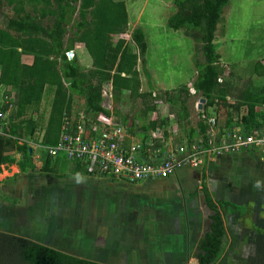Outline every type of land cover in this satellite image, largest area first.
Listing matches in <instances>:
<instances>
[{
	"label": "trees",
	"instance_id": "obj_1",
	"mask_svg": "<svg viewBox=\"0 0 264 264\" xmlns=\"http://www.w3.org/2000/svg\"><path fill=\"white\" fill-rule=\"evenodd\" d=\"M229 2L173 0L176 11L168 18V26L182 29L195 42L196 55L202 60L196 57L197 75L192 87L206 99L205 113L215 119L214 128L221 132L224 128L243 125L242 130L250 133L264 126V111L256 109L264 104V86L253 87L248 80L238 87L232 81L233 77H226L221 55L214 43L217 26L222 22ZM4 7L10 12H3ZM0 13V86L6 85L14 90L10 101L14 108L8 116L10 136L0 135V173L3 164L12 162L6 155L12 151L22 154V161L18 163L21 172L35 169L31 167L33 153L25 138L34 134L37 121L27 118L26 114L42 101L46 87H54V94L43 145L51 146L58 142L66 118L74 128L79 124L80 115L73 108L75 97L81 101L80 111L86 125H108L115 117V123L126 124L129 133L141 137L143 151L147 155L150 150L162 146L159 144L161 138L154 139V147L147 145L150 132L159 128L162 137L166 138L167 129L172 124L188 127L189 145L198 140L206 145L211 136L210 122L201 118L196 127L186 126L190 122L189 100L193 96L188 85L156 91L149 81V90L142 91L138 64L140 61L144 65V73L149 80L151 74L145 67L148 44L140 26L132 31L129 39L122 37L129 27L124 0H0ZM77 46L85 47L91 56L90 69H83L76 56L67 55ZM24 54L34 56L31 65L22 62ZM253 71L264 76V64L256 62ZM221 77L222 81L219 80ZM106 84L111 86L113 108L104 105ZM228 97L233 98L234 103H230ZM135 101L141 106L131 113L128 105ZM161 103L169 106L170 116L159 113ZM208 107L214 109L213 117L208 113ZM244 110L246 114L240 116ZM65 162L67 160L53 159L47 154L41 170L63 177L60 170ZM82 171L93 175L80 163H75L72 173L80 174ZM194 195H203L212 212L208 229L202 232L195 245V264H237L230 263L227 255H223L225 239L229 233L230 252L239 246L241 232L238 222L245 207L215 200L204 175L201 188ZM228 216L234 227L227 230L225 217ZM248 242L252 246L251 252L245 257L237 256L238 260L241 264H264V233L251 231ZM0 264L105 263L0 229Z\"/></svg>",
	"mask_w": 264,
	"mask_h": 264
},
{
	"label": "rangeland",
	"instance_id": "obj_2",
	"mask_svg": "<svg viewBox=\"0 0 264 264\" xmlns=\"http://www.w3.org/2000/svg\"><path fill=\"white\" fill-rule=\"evenodd\" d=\"M124 1L131 21L128 33L124 37L129 39L131 32L138 26L142 27L146 34L148 49L145 55V67L148 71L151 67L152 72L148 80L144 73V65L140 63L142 91L149 90L150 82L156 91L173 90L189 82L193 83L197 75L196 57L202 59L196 55V45L191 37L182 29H172L168 26V18L176 11L173 0ZM3 12L10 11L4 7ZM214 43L217 52L221 55L220 61L225 68L226 77H233L232 81L237 86L248 80L252 82L253 87L264 86L253 71L256 62L264 63V0H230L225 7L222 22L217 26ZM150 63L153 65L150 66ZM191 86L188 85L189 89ZM104 89L106 91L104 105L113 108L112 100L108 97L109 85L106 84ZM0 93L2 96L7 94L6 90ZM53 94L52 89L48 88L42 101L26 114L27 118L31 117L37 121L34 134L25 138L33 153L31 167L34 166L35 169L28 168L20 173L16 171L17 169L13 167L16 164L12 163L16 162L18 165L22 161V154L16 151H12L8 156L12 162L3 166L0 174V229L77 256L94 258L95 261L105 264H195L193 254L196 244L160 241L166 232L174 231L168 226L170 223L168 213H158L161 208L151 204L150 206L133 205L131 198L127 200L123 198L122 203L114 201L105 203L102 193H98L92 201L91 194L85 191L88 187H101L106 182L115 181L114 179L109 176H89L83 171L74 175L72 173L74 165L70 162H65L60 170L65 178H55L51 173L41 170L46 154L40 145ZM200 95L195 93L189 100L188 120H193L194 125L202 118L201 112L206 106L201 111L195 108V102L201 97ZM228 101L234 103L233 98H229ZM80 105V99L76 98L73 105L76 113L81 112ZM140 106L138 101L130 102L128 110L135 113ZM256 109L258 112L264 111V106L258 105ZM158 110L163 116L169 113V106L161 103ZM245 114L246 112H243L240 116ZM114 119L115 117L112 120ZM177 127L180 128L179 125ZM239 128L242 130L243 125ZM260 131L261 135H264V126ZM185 167L187 166H182ZM22 173L23 176H20ZM12 179L19 180L18 187L15 184L12 185L13 187L10 186ZM22 180L23 182L20 183ZM226 199L235 203L244 201L234 193ZM102 204L104 210L101 209ZM211 213L205 206L202 229L208 227V217ZM238 225L241 232L240 244L230 252L231 240L227 231L223 255H227L230 263L241 264L237 256L245 257L252 250L248 242L250 232L264 233L263 205L251 201L239 219ZM225 226L227 230L229 227H234L229 216L225 217ZM140 229L142 233L139 234ZM154 238L155 243L151 242ZM170 252L172 253L169 254Z\"/></svg>",
	"mask_w": 264,
	"mask_h": 264
},
{
	"label": "built area",
	"instance_id": "obj_3",
	"mask_svg": "<svg viewBox=\"0 0 264 264\" xmlns=\"http://www.w3.org/2000/svg\"><path fill=\"white\" fill-rule=\"evenodd\" d=\"M70 57L75 56V51L67 52ZM221 81V79H219ZM108 97L112 98L111 86ZM190 92L195 94L191 86ZM8 103V108L5 104ZM206 105L204 97L198 98L195 108L201 111ZM13 105L10 101L0 100V135L9 134L8 116L12 113ZM243 112H246L244 110ZM242 112V113H243ZM202 119L211 123V136L206 145L198 140L189 145V132L180 130L178 125H171L167 129V137H162L161 129L151 131L149 147H154V139H160L161 147H155L147 155L143 151V142L140 136L132 140L126 126L115 123L113 120L108 125H86L84 115L81 114L79 124L73 127L66 118L58 142L55 145H40L45 154L53 159H65L70 163H80L86 170L94 175L112 176L130 183L146 179L164 178L174 175L183 165L193 169L204 166L208 159L240 149L255 148L264 152V135L262 132H245L239 126L232 129L214 128L215 119L201 112Z\"/></svg>",
	"mask_w": 264,
	"mask_h": 264
},
{
	"label": "crops",
	"instance_id": "obj_4",
	"mask_svg": "<svg viewBox=\"0 0 264 264\" xmlns=\"http://www.w3.org/2000/svg\"><path fill=\"white\" fill-rule=\"evenodd\" d=\"M130 24L131 21L129 18L128 25ZM124 35L122 37H124ZM74 51H75V56L77 57L81 67H83V69H90L92 67V58L85 49V47L77 46L74 49ZM21 59L24 64L31 65L34 61V56L30 54H24L22 55ZM140 63L141 62L139 61L138 69ZM151 65H153V63H150V66ZM149 71L151 74L152 72L151 67ZM255 75L259 77L262 83L264 84V76H258L257 74ZM220 79L222 81L223 78L221 77ZM189 84L192 85V82H189L187 85ZM48 88H51L54 93V87H46V90ZM3 90H6L7 94H4L2 96V93H0V100L4 99L6 101H11L14 95V90L9 86L1 85L0 91ZM165 90H169V89H165ZM229 98L230 97H228V99ZM262 106H264V104ZM79 113L82 114V112ZM208 113L213 117L214 109L212 107H208ZM163 116H169V113L164 114ZM196 124L194 125L193 120H190V124H186V126L190 125V127H196ZM122 125L128 127L126 124H122ZM172 125H177V124H172ZM261 128L262 127H260L259 130H261ZM180 130L187 131L188 127L180 128ZM130 134L132 135L131 132ZM136 139H138L137 136L132 138V140H136ZM9 154H11V152L6 153L7 156H9ZM262 154H264V152L255 148L240 149L236 152H229L208 159L204 164V166L199 169H193L188 165H186L187 167L185 168L180 167L174 175H171L168 178L164 177L165 179L153 178V179L140 181L137 183H129L127 181H116L117 178L109 176V178L114 179L115 181L106 182L102 184L101 187L98 186L88 187L85 189V191L86 193L91 194L92 201L96 198V195L98 193L100 194L102 193V196L105 197L103 202L106 200L105 203L106 202L110 203L112 201L117 203L118 202L122 203L121 201L123 198H126V200L128 198H131L133 205L146 204L150 206L151 204V206L153 205L158 208H161L160 211H158V213H162V212H166V214L168 213L167 215L169 216V220H170L168 226L173 228L174 231L168 233L166 232L164 234V237L160 239V241H163L164 243L171 241L173 244H176L178 242L177 244L180 243L185 245H190L193 243L194 245L197 243L198 239L200 238L201 236L200 233L207 230L210 223L209 221L207 225L208 227L202 229L204 228V226H202L201 223L203 222L204 207L206 206V204L203 195H194L201 188L203 175L205 176V181L207 183L209 191L211 192L215 200H226L232 202L231 200H228L226 198L230 197L231 193H234L240 196L242 198V201L243 200L244 201L241 203H235V202L232 203L242 205L246 208L252 201V203L256 202V204H262L264 207V199H263L264 198V155ZM7 164L8 163H5L1 166L2 171L4 168L3 166ZM12 164H16L13 167H15L17 169L16 171H19L20 173L21 171L18 170L19 167L17 163L14 162ZM23 174L24 173H22L20 176H23ZM74 175H78V174H74ZM89 176L105 177L94 174ZM54 177L65 178L61 176L59 177L54 176ZM17 181L19 180L16 179L13 181L12 179L10 186L14 184L15 186H17L18 183ZM21 182H23V180L20 181V183ZM103 205L104 204H102L101 209H103ZM166 218H164V220ZM176 220L178 221L176 222ZM163 223L164 222H162V225ZM141 230L142 229L139 230V234L142 233L140 232ZM152 241L155 243L156 239L154 238L153 240H151V242ZM171 253L172 252H170L169 254ZM86 259L94 260V258H89V257H87Z\"/></svg>",
	"mask_w": 264,
	"mask_h": 264
},
{
	"label": "clouds",
	"instance_id": "obj_5",
	"mask_svg": "<svg viewBox=\"0 0 264 264\" xmlns=\"http://www.w3.org/2000/svg\"><path fill=\"white\" fill-rule=\"evenodd\" d=\"M83 114V113H82ZM79 115H80V120H81V114L79 113ZM84 115V114H83Z\"/></svg>",
	"mask_w": 264,
	"mask_h": 264
}]
</instances>
